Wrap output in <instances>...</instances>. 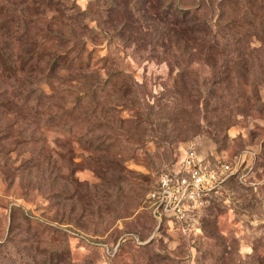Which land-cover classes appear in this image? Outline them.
I'll return each mask as SVG.
<instances>
[{"label": "rangeland", "instance_id": "rangeland-1", "mask_svg": "<svg viewBox=\"0 0 264 264\" xmlns=\"http://www.w3.org/2000/svg\"><path fill=\"white\" fill-rule=\"evenodd\" d=\"M64 1L0 0V46L16 60L27 57L26 43H16L25 31L46 43L44 54L92 53L89 67L82 60L68 71L64 62L51 82H41L49 96L52 87L69 90L45 103L64 110L65 124L85 128L71 134L64 124L0 112V243L14 239L21 255L0 264H30L36 250L64 243L66 264H264V53L257 32L250 30L253 66H231L237 54L217 59L229 74L199 56L173 66L156 45L166 20L148 6L136 16L126 0ZM220 1L176 3L214 13ZM112 73L114 92L100 101V116L77 106L89 88L76 75ZM22 84L0 80L10 92ZM126 91L136 103L125 102ZM190 149L212 165L255 153L252 184L230 181L212 193L196 225L159 223L151 195Z\"/></svg>", "mask_w": 264, "mask_h": 264}, {"label": "trees", "instance_id": "trees-1", "mask_svg": "<svg viewBox=\"0 0 264 264\" xmlns=\"http://www.w3.org/2000/svg\"><path fill=\"white\" fill-rule=\"evenodd\" d=\"M56 1L62 5L66 4L64 0ZM126 2L136 16H140V12L144 10L146 5V7L151 8L154 16L166 20V37L160 38L159 41L157 40L156 45L163 50L161 52L162 56L173 66L181 64L187 66L191 64L189 60L199 56L211 66L216 67L219 65L225 73L229 74V68L223 65L224 60L219 62L217 59L230 54H237L233 61L230 62L231 66L243 67V65L248 63L253 66L255 62L250 60V58H253L249 44V41L253 38L250 35V30L257 32L255 36L261 44L257 51L264 53V0H221L214 13L211 7L210 9L207 8V13H204L202 6H198L195 9L184 8L177 4L176 0H126ZM113 5L114 2L111 7ZM216 11L218 13H215ZM5 22V27L11 25L10 19H6ZM17 38L16 43L20 45L26 43L25 46H28L26 48L27 57L16 60L8 54L5 46H0V80L18 79L23 84L19 90L12 89V92L3 87L0 88V112L10 114L18 119L21 118L20 120L32 118L38 121L39 119H45L46 124L52 127L55 126L56 122L59 125L64 124V127L71 134H75L76 131L85 128V125L76 121L65 124L66 115L64 110L55 109V106H52L51 103H45L46 99H51L56 94L69 96V90L58 89L56 91L52 87L53 94L49 96L41 86V82H51L55 70L64 62L68 71H70L71 66L72 68L76 65L79 66L82 60H85L89 67L92 53L82 47V50L73 57L71 50L60 53L49 51L48 54H44L47 50L46 43L38 42L28 32L25 31L23 34L18 35ZM59 39L64 41L66 38L61 36ZM167 45L176 49L177 52L171 54V52L166 51ZM181 47L182 50H180ZM241 52L243 55L245 54V58L241 56ZM44 58H48L45 70L40 67L44 62ZM31 62L32 64H29ZM259 65L263 67L264 60ZM120 73L126 74L125 71ZM115 74L118 73L109 74L107 78L97 75H76L79 81L86 83L89 88L78 96L77 106L81 107L83 105L88 108L89 111L86 113L91 114V116L95 114L100 116L102 114L100 101L107 98L111 92H114L113 83L118 77ZM227 78L228 76L225 81ZM129 81L131 82L130 79ZM124 94L127 96L125 102H132L131 104L137 102L132 93L126 91ZM89 132L90 129H88ZM81 138L78 140H81ZM95 148L96 150H103L107 146L104 147V144H97ZM230 181L237 180L233 178L227 183ZM27 216L32 218L29 215ZM12 232L13 229L11 228ZM14 241L11 238L5 243H0V258L4 261L13 260L21 256ZM44 253L36 250L35 257L30 261V264H66L70 259V250L66 243L62 244V247L50 246L44 250Z\"/></svg>", "mask_w": 264, "mask_h": 264}, {"label": "built area", "instance_id": "built-area-1", "mask_svg": "<svg viewBox=\"0 0 264 264\" xmlns=\"http://www.w3.org/2000/svg\"><path fill=\"white\" fill-rule=\"evenodd\" d=\"M254 157L255 153L245 151L230 162L219 161L212 165L205 164L196 151L190 149L178 169L161 177L158 190L151 195L155 219L159 223L171 219L187 225L198 224L209 196L229 180L234 178L241 184H252L249 178L254 170Z\"/></svg>", "mask_w": 264, "mask_h": 264}]
</instances>
